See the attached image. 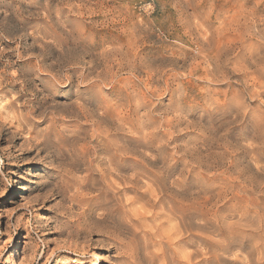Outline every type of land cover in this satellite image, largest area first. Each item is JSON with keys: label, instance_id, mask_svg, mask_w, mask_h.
Masks as SVG:
<instances>
[{"label": "rangeland", "instance_id": "rangeland-1", "mask_svg": "<svg viewBox=\"0 0 264 264\" xmlns=\"http://www.w3.org/2000/svg\"><path fill=\"white\" fill-rule=\"evenodd\" d=\"M263 83L264 0H0V264H264Z\"/></svg>", "mask_w": 264, "mask_h": 264}, {"label": "bare ground", "instance_id": "bare-ground-1", "mask_svg": "<svg viewBox=\"0 0 264 264\" xmlns=\"http://www.w3.org/2000/svg\"><path fill=\"white\" fill-rule=\"evenodd\" d=\"M85 2V1H84ZM83 3V2H82ZM89 5V4H88ZM72 7V6H71ZM85 7V6H84ZM74 9L82 16V13H83V5H76L75 7H74ZM94 9V8H93ZM100 15V14H99ZM231 26V25H230ZM90 28V27H89ZM63 29V28H62ZM234 38V37H233ZM69 39V38H68ZM134 40V39H133ZM207 41V40H206ZM237 42V41H236ZM135 43V42H134ZM52 44V43H51ZM133 44V43H132ZM138 45V44H137ZM204 45V44H203ZM129 46V45H128ZM62 48V47H61ZM132 48V47H131ZM110 49V48H109ZM115 49V48H114ZM128 49V48H127ZM62 50H63V48H62ZM132 50V49H131ZM122 51V50H121ZM86 52V51H85ZM121 53V52H120ZM119 53V54H120ZM72 54V53H71ZM201 54H203V53H201ZM59 58V57H58ZM257 58V57H256ZM155 59V58H154ZM153 59V60H154ZM40 60V59H39ZM139 60V59H138ZM121 62H122V60H121ZM38 65V64H37ZM105 65V64H104ZM41 66V65H40ZM114 66V65H113ZM121 68V67H120ZM47 69V68H46ZM117 69V68H116ZM210 69V68H209ZM214 69V68H213ZM218 69V68H217ZM42 70V69H41ZM101 70V69H100ZM131 70V69H130ZM150 70V69H149ZM243 70V69H242ZM116 71V70H115ZM205 71H206V69H205ZM45 72V71H44ZM47 72V71H46ZM50 72V71H49ZM147 72V71H146ZM190 72V71H189ZM152 73V72H151ZM54 74V73H53ZM71 76V75H70ZM83 76V75H82ZM127 77V76H126ZM107 80V79H106ZM81 81H82V79H81ZM58 82V81H57ZM255 82V81H254ZM122 83V82H121ZM241 83V82H240ZM82 84V83H81ZM264 84V83H263ZM85 86V85H84ZM104 86H105V84H104ZM150 90V89H149ZM132 91V90H131ZM128 96V95H127ZM74 101V100H73ZM130 101V100H129ZM77 102V101H76ZM75 103V102H74ZM79 103V102H78ZM82 107V106H81ZM113 107V106H112ZM117 108V107H116ZM82 109V108H81ZM79 110V109H78ZM114 110H115V108H114ZM118 110H120V109H118ZM117 110V111H118ZM119 112V111H118ZM120 113V112H119ZM147 113V112H146ZM179 114V113H178ZM177 114V115H178ZM95 115V114H94ZM176 115V116H177ZM105 115L103 114V115H101V119H104L105 117H104ZM171 117V116H170ZM169 117V118H170ZM129 118V117H128ZM112 119V118H111ZM132 121V120H131ZM93 122V121H92ZM121 122V121H120ZM90 124V123H89ZM104 127V126H103ZM218 128V127H217ZM110 129V128H109ZM106 130V129H105ZM117 130V129H116ZM26 131H27V129H26ZM108 131V130H107ZM118 131V130H117ZM152 131V130H151ZM29 132V131H28ZM145 132H147V131H145ZM97 134V133H96ZM106 134V133H105ZM107 135V134H106ZM105 135V136H106ZM136 135V134H135ZM30 137V136H29ZM28 137V139H30ZM32 137H33V135H32ZM84 138V137H83ZM92 138V137H91ZM85 139V138H84ZM76 140V139H75ZM74 140V141H75ZM29 141V140H28ZM73 141V142H74ZM37 142H40V141H37ZM76 142H74V144H75ZM77 144V143H76ZM75 144V145H76ZM195 144V143H194ZM86 145V144H85ZM46 146V145H45ZM94 146V145H93ZM189 149V148H188ZM157 150V149H156ZM99 152V151H98ZM120 154V153H119ZM130 154H132V153H130ZM106 156V155H105ZM130 156V155H129ZM137 159V158H136ZM108 161H110V160H108ZM201 169V168H200ZM106 171V170H105ZM107 173H108V171H107ZM111 173V172H110ZM214 174V173H213ZM118 175H120V174H118ZM159 175V174H158ZM105 176V175H104ZM129 178V177H128ZM133 180V179H132ZM126 181V180H125ZM124 181V182H125ZM136 182V181H135ZM142 182V181H141ZM153 184V183H152ZM251 184V183H250ZM182 193V192H181ZM196 193V192H195ZM258 194V193H257ZM171 195V194H170ZM233 195V194H232ZM183 196V195H182ZM185 197V196H184ZM213 197V196H212ZM214 198V197H213ZM182 200V199H181ZM216 200V199H215ZM220 200V199H219ZM200 202V201H199ZM204 203V202H203ZM214 203V202H213ZM32 204V201H31V199H30V196H27V198H26V202H25V204L23 205L24 207H29L30 205ZM197 206V205H196ZM212 206V205H211ZM201 207H203L202 205H201ZM206 208V207H205ZM86 209V208H85ZM239 221V220H238ZM172 222V221H171ZM201 223V222H200ZM216 229V228H215ZM201 230V229H200ZM233 231V230H232ZM208 234V233H207ZM203 242V241H202ZM206 245V244H205ZM211 247V246H210ZM203 248V247H202ZM198 250V249H197ZM93 256H94V259H96V258H98V256L97 255H95V254H93ZM199 256V255H198ZM202 256V255H201ZM189 257V256H188ZM197 258V257H196ZM225 259V258H224ZM223 259V260H224ZM198 262V261H197ZM206 262V261H205ZM203 264V263H202Z\"/></svg>", "mask_w": 264, "mask_h": 264}, {"label": "snow or ice", "instance_id": "snow-or-ice-1", "mask_svg": "<svg viewBox=\"0 0 264 264\" xmlns=\"http://www.w3.org/2000/svg\"><path fill=\"white\" fill-rule=\"evenodd\" d=\"M3 243V241H0V244H2Z\"/></svg>", "mask_w": 264, "mask_h": 264}]
</instances>
